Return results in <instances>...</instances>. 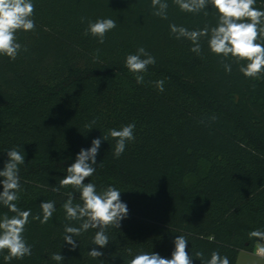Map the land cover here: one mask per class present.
Returning <instances> with one entry per match:
<instances>
[{
	"label": "trees",
	"instance_id": "trees-1",
	"mask_svg": "<svg viewBox=\"0 0 264 264\" xmlns=\"http://www.w3.org/2000/svg\"><path fill=\"white\" fill-rule=\"evenodd\" d=\"M33 3L35 30L17 32L22 50L15 60L0 55V170L7 151L19 147L25 163L15 203L32 212L23 233L32 255L6 262L4 250L0 264H58L53 253L64 257L60 264H128L141 251L171 258L178 235L188 239L192 264H201L198 251L205 259L218 251L231 264L240 251H252L257 240L248 232L264 230V79L246 78L230 60L226 72L206 39L197 55L169 29L215 26L216 11L183 12L167 0L162 19L152 14L151 0ZM254 7L264 9V0ZM97 18L117 22L103 44L84 35ZM141 46L156 63L138 84L125 58ZM157 80L165 81L163 92ZM129 123L135 140L119 158L116 140H102L96 172L85 180L119 189L128 216L120 228H108L106 248L92 244L96 229H89L72 249L64 227L79 224L65 219L63 204L69 192L80 203L79 193L53 187L82 148ZM43 201L56 208L46 224L32 218L42 217ZM4 213L13 215L0 205ZM93 248L103 255L90 257Z\"/></svg>",
	"mask_w": 264,
	"mask_h": 264
},
{
	"label": "clouds",
	"instance_id": "clouds-1",
	"mask_svg": "<svg viewBox=\"0 0 264 264\" xmlns=\"http://www.w3.org/2000/svg\"><path fill=\"white\" fill-rule=\"evenodd\" d=\"M173 3L183 12L200 13L207 15L206 9L211 6L216 11L215 26H205L202 29L189 30L184 26L170 24V33L176 39H186L191 42L190 51L199 55L202 51L201 40L206 39L211 53L221 57V64L228 73L232 70V61L239 65V71L253 80L264 79V9L254 7L256 0H173ZM167 0H151L152 14L167 19ZM35 5L33 0H0V55L15 60L22 50L18 42V31H34ZM116 20L112 18H97L89 21L84 35H91L103 44L108 32L115 29ZM23 50H27L24 48ZM99 51V50H97ZM95 60V57H94ZM156 59L144 47L137 48L134 54L126 55L125 67L135 76L138 84L144 83V74L149 65H154ZM164 80H157L155 86L158 91H164ZM92 124L85 125L92 129ZM135 123L124 125L120 129L112 128L108 135L94 138L91 147L82 148L76 155L75 161L66 168V175L59 180V185L53 191L72 186L79 193L80 203H73L74 196L68 193L63 204L65 219L69 222H78L79 226L69 223L64 227V241L77 247L76 236L82 235L89 229H96L92 244L106 248L109 237L106 234L109 227L120 228L121 221L127 218L129 209L121 199V191L115 186L108 185L97 189L94 183H85L86 178L96 172V157L99 153L102 140L108 141L109 136L116 140L113 155L119 158L125 151L128 142L135 140ZM7 161L0 170V180L3 190L0 191V205H3L13 215L4 213L0 216V252L7 250L4 260L23 259L32 255V246L28 244L23 233L32 216L31 209L22 210L15 203L21 190L19 167L25 163V154L19 147L7 151ZM41 215L32 217L46 224L55 212L54 201H43L39 205ZM248 238L257 240L256 255L264 257V230L256 229L248 232ZM174 250L171 258H165L153 251H141L128 260V264H192L193 256L186 251L188 239L178 235L173 241ZM131 252V249H129ZM89 256L98 259L102 251L93 248ZM196 258L201 264H231L227 256L218 251H212L210 258L205 259L203 252H196ZM51 259L64 261L61 253H53Z\"/></svg>",
	"mask_w": 264,
	"mask_h": 264
},
{
	"label": "crops",
	"instance_id": "crops-1",
	"mask_svg": "<svg viewBox=\"0 0 264 264\" xmlns=\"http://www.w3.org/2000/svg\"><path fill=\"white\" fill-rule=\"evenodd\" d=\"M256 247L257 244L252 251H240L236 264H264V257L256 255Z\"/></svg>",
	"mask_w": 264,
	"mask_h": 264
}]
</instances>
